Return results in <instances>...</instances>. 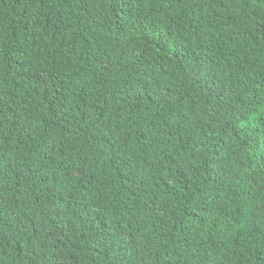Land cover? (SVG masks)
I'll return each instance as SVG.
<instances>
[{"label": "trees", "instance_id": "obj_1", "mask_svg": "<svg viewBox=\"0 0 264 264\" xmlns=\"http://www.w3.org/2000/svg\"><path fill=\"white\" fill-rule=\"evenodd\" d=\"M0 264H264V0H0Z\"/></svg>", "mask_w": 264, "mask_h": 264}]
</instances>
